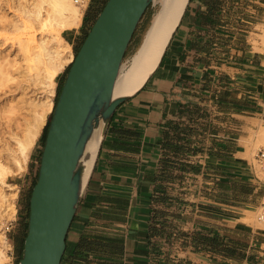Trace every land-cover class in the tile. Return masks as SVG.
<instances>
[{
    "label": "crops",
    "instance_id": "0c3cea01",
    "mask_svg": "<svg viewBox=\"0 0 264 264\" xmlns=\"http://www.w3.org/2000/svg\"><path fill=\"white\" fill-rule=\"evenodd\" d=\"M220 2L190 0L153 72L115 109L60 264H264V230L243 222L264 201L246 158L264 128V59L249 43L264 23L238 26ZM37 142L18 188L35 176Z\"/></svg>",
    "mask_w": 264,
    "mask_h": 264
},
{
    "label": "water",
    "instance_id": "95a60500",
    "mask_svg": "<svg viewBox=\"0 0 264 264\" xmlns=\"http://www.w3.org/2000/svg\"><path fill=\"white\" fill-rule=\"evenodd\" d=\"M154 1L107 0L75 53L46 131L18 264H60L110 119L133 95L114 96V85L133 35ZM97 129L98 146L88 169L91 156L86 146Z\"/></svg>",
    "mask_w": 264,
    "mask_h": 264
},
{
    "label": "bare ground",
    "instance_id": "6f19581e",
    "mask_svg": "<svg viewBox=\"0 0 264 264\" xmlns=\"http://www.w3.org/2000/svg\"><path fill=\"white\" fill-rule=\"evenodd\" d=\"M185 3L186 0L153 2L158 9L140 46L121 65L114 96L131 95L142 87L157 66ZM84 9V4L75 5L72 0H0V149L5 159L8 157L4 165L0 152V202L5 205L6 220L14 218L18 191L4 180L26 168L44 113L52 104L54 78L73 60L71 47L61 32L79 27ZM261 37L264 43V35ZM99 134L100 129L94 131L86 146L91 156L88 169ZM260 138L264 139V128ZM0 232V264H6L10 243Z\"/></svg>",
    "mask_w": 264,
    "mask_h": 264
},
{
    "label": "rangeland",
    "instance_id": "374dc122",
    "mask_svg": "<svg viewBox=\"0 0 264 264\" xmlns=\"http://www.w3.org/2000/svg\"><path fill=\"white\" fill-rule=\"evenodd\" d=\"M106 0H90L88 3V6L83 11V16L80 24L81 30L79 31L78 40L75 41L74 46L71 47L72 55L75 56V53L81 43L83 42L84 38L86 37L90 27L92 26V23L95 21L98 13L101 11L102 6ZM221 5L225 4L226 8V20L238 24V26L246 25L245 21L251 22L253 24L263 22L264 23V0H221ZM238 7L233 11L232 8ZM158 9L157 5L150 6L146 13L143 16V19L139 23L136 32L133 35L132 43H130V46L127 49L124 63L128 61L129 56L131 55V52L133 50V45L135 42H138V39L140 35L142 34V31L144 30L145 26L149 22L152 15L156 12ZM263 19V20H262ZM77 27V28H79ZM236 28H238L235 25ZM243 28V27H242ZM235 31V30H234ZM68 30H64V32H61V36L66 39V34ZM240 34L246 35L245 33L238 32ZM262 35H264V26H256L255 30L250 35L249 43L253 46V51L259 53L263 59H264V43L262 41ZM241 39L243 37L236 36L235 45L237 46L236 49L240 46L242 43ZM127 59V60H126ZM71 61L66 63L64 67L62 68L61 72L57 73V75L54 78V90L53 94L50 96L52 104L50 105L49 111L45 110L44 113V120L40 127V131L38 134V142L35 147L34 155L35 159L34 162L37 168H35V176L38 169V163H39V154L42 150V144H43V136L46 133L47 125L50 120L52 109L54 108V104L57 100L58 92L60 90V87L62 86L64 77L66 75L67 69L70 66ZM41 89L38 90V92ZM41 92V91H40ZM53 106V107H52ZM261 129V128H260ZM258 131L252 132L251 141L247 143L246 149V158L249 163L254 164L253 157L256 154V152L260 148H264V139H259V132ZM1 148V147H0ZM0 149V152L3 153L4 157L1 153L2 161L4 165L8 164V157L6 156L4 151ZM32 160V161H33ZM33 168V166H32ZM25 170V169H24ZM24 170L16 173L15 175L9 176L4 180V183L14 184L16 181H22L23 178L18 179L17 176L22 174ZM30 174H27L23 181V186L21 188H18L16 186V189L18 192H16V198H15V214L14 218L12 220H6L5 218V205L1 204L0 202V231H2L4 237L7 238L6 240L10 243V249L8 250V256L9 259L6 264H18L19 259L21 258L22 254V240L24 238V235L26 234V226H27V214L29 210V197L32 190V186L35 180V176H31V171H29ZM29 177H31V180L29 181ZM256 213H251L248 215V217L243 221L245 224L253 227L264 230V224H261L256 221ZM5 229V230H4ZM4 230V231H3ZM1 233V232H0Z\"/></svg>",
    "mask_w": 264,
    "mask_h": 264
},
{
    "label": "built area",
    "instance_id": "2783aa9c",
    "mask_svg": "<svg viewBox=\"0 0 264 264\" xmlns=\"http://www.w3.org/2000/svg\"><path fill=\"white\" fill-rule=\"evenodd\" d=\"M75 5L84 4L85 9L90 0H72ZM84 9V10H85ZM254 166L257 169L260 178L264 180V148H260L254 156ZM256 221L264 224V201L260 204L256 212Z\"/></svg>",
    "mask_w": 264,
    "mask_h": 264
},
{
    "label": "trees",
    "instance_id": "16d2710c",
    "mask_svg": "<svg viewBox=\"0 0 264 264\" xmlns=\"http://www.w3.org/2000/svg\"><path fill=\"white\" fill-rule=\"evenodd\" d=\"M107 1V0H106ZM106 1L104 2V4H103V6L105 5V3H106ZM103 6H102V8H103ZM85 39V38H84ZM82 44V43H81ZM81 46V45H80ZM79 46V47H80ZM79 49V48H78ZM77 49V50H78ZM77 52V51H76ZM70 67V66H69ZM69 67H68V69H69ZM68 69H67V72H68ZM66 72V73H67ZM60 89H61V87H60ZM59 92H60V90H59ZM59 92H58V94H59ZM58 97V96H57ZM57 101V100H56ZM55 104H56V102H55ZM51 118V117H50ZM50 121V120H49ZM48 125H49V122H48ZM48 125H47V128H48ZM46 131H47V129H46ZM45 135H46V133L44 134V136H43V144H44V140H45ZM43 144H42V147H43ZM42 151V150H41ZM40 154H41V152H40ZM40 154H39V160H40ZM38 166H39V163H38ZM37 173H38V169H37ZM37 173H36V176H35V180H34V183H33V186H34V184L36 183V178H37ZM33 186H32V188H33ZM29 201V200H28ZM28 213H29V210H28ZM27 217H28V214H27ZM26 228H27V226H26ZM26 235V234H25ZM25 235H24V238H25ZM24 238H23V240H22V248H23V241H24Z\"/></svg>",
    "mask_w": 264,
    "mask_h": 264
}]
</instances>
